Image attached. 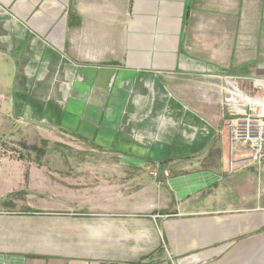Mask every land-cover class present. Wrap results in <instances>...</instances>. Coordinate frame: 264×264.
<instances>
[{
	"label": "crops",
	"instance_id": "obj_1",
	"mask_svg": "<svg viewBox=\"0 0 264 264\" xmlns=\"http://www.w3.org/2000/svg\"><path fill=\"white\" fill-rule=\"evenodd\" d=\"M232 75L264 76V0H0V123L120 159L68 191L55 175L48 190L47 168L2 164L0 202L50 192L39 209L85 218L88 241L81 255L0 249V264H264V159L228 168L245 155L223 128Z\"/></svg>",
	"mask_w": 264,
	"mask_h": 264
},
{
	"label": "rangeland",
	"instance_id": "obj_2",
	"mask_svg": "<svg viewBox=\"0 0 264 264\" xmlns=\"http://www.w3.org/2000/svg\"><path fill=\"white\" fill-rule=\"evenodd\" d=\"M221 14L226 16L224 12H221ZM253 47H255V44L251 46L252 53H254ZM251 76V79L246 80L233 75L223 77L222 86L224 91L220 98L224 101L225 97H230L234 92L232 86L238 85L240 91L248 96L251 102L256 103L259 98H262L263 101L264 86L260 82L264 81V76ZM143 83L147 84L146 81ZM49 89H51L50 85L47 89L46 85H40L39 95L51 97ZM58 92L65 99L71 93H66V91ZM126 93L127 95L132 93L137 98L139 96L141 99H145L149 92L147 89H137L135 92L132 89ZM224 103L223 110L225 119H227V107ZM258 107H261L262 113H264V104L261 103ZM140 109L141 112L139 111L137 114L142 116L144 114V106ZM131 110L137 111V108L132 107ZM130 114L132 115V112ZM14 119L11 127L6 125L4 128L3 123H0V179L2 164L18 163L25 168L38 166L40 169L47 168L46 187H48V190H51V179H53L54 175L55 179L64 178L61 183L62 185L65 184L64 189L67 191L68 189L75 190V188L83 189V187L68 186L69 178L74 180L81 175L82 178L92 180H97V178L110 179L112 174L110 171L95 170V167H88L89 169L93 168V170H83L82 168L85 165L115 163L120 160L117 156L103 153V151L94 148L92 144H84L83 140L74 139L67 132L61 131L58 133L57 131L46 130L40 128L37 123H22L21 125L20 122H14ZM223 128L228 132L225 122ZM247 157L249 156L243 155V157L233 159L244 160ZM242 164L246 163H237L235 166L238 167ZM54 168L60 170L58 172L53 171ZM75 168H81V170H76ZM253 172L256 175L258 167H254ZM57 174L59 175L57 176ZM74 174H76V177H74ZM92 175H95V177H89ZM256 180L253 194L256 198H262L264 196V184L261 182L259 175ZM76 182L80 181L76 180ZM23 191L27 192L30 197H18L16 198L17 201L14 202H0V249H24L28 246L33 247V251H39V253L83 254L82 247L88 241V231L83 223L85 218L69 215L62 216L53 214L54 211L50 209H39V207L55 205L56 202L53 201L51 193H33L34 191L29 187H25ZM59 204L64 206L68 203L61 200ZM38 209L43 213L28 212V210Z\"/></svg>",
	"mask_w": 264,
	"mask_h": 264
},
{
	"label": "built area",
	"instance_id": "obj_3",
	"mask_svg": "<svg viewBox=\"0 0 264 264\" xmlns=\"http://www.w3.org/2000/svg\"><path fill=\"white\" fill-rule=\"evenodd\" d=\"M232 88L233 94L228 98L225 97L222 101L227 107L228 118L224 122L229 133V141L234 147L240 148L245 155L249 156L246 166L248 164L259 165L264 159V113H262V108L258 107L260 104L251 102L250 98L240 91L238 85H234ZM237 163L245 162L229 157V171H232ZM161 173L168 176L165 170ZM151 174L157 176V171H153ZM170 261L173 263L171 258Z\"/></svg>",
	"mask_w": 264,
	"mask_h": 264
},
{
	"label": "water",
	"instance_id": "obj_4",
	"mask_svg": "<svg viewBox=\"0 0 264 264\" xmlns=\"http://www.w3.org/2000/svg\"><path fill=\"white\" fill-rule=\"evenodd\" d=\"M161 171H162V167H161V165H158V168H157V176L160 175Z\"/></svg>",
	"mask_w": 264,
	"mask_h": 264
}]
</instances>
